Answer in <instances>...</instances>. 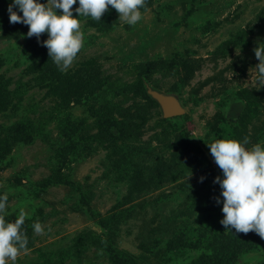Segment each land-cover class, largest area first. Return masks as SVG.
<instances>
[{
    "label": "rangeland",
    "instance_id": "1",
    "mask_svg": "<svg viewBox=\"0 0 264 264\" xmlns=\"http://www.w3.org/2000/svg\"><path fill=\"white\" fill-rule=\"evenodd\" d=\"M140 10L135 25L111 6L102 27L79 17L83 44L61 74L80 97L39 78L26 35L0 30V75L21 98L0 113V193L5 219L25 209L28 237L7 264H264V238L220 223L222 170L207 145L264 144L253 51L264 0H145ZM158 97L181 113L168 116Z\"/></svg>",
    "mask_w": 264,
    "mask_h": 264
},
{
    "label": "clouds",
    "instance_id": "2",
    "mask_svg": "<svg viewBox=\"0 0 264 264\" xmlns=\"http://www.w3.org/2000/svg\"><path fill=\"white\" fill-rule=\"evenodd\" d=\"M145 0H9L6 11L9 23L22 22L28 25L26 35H36L38 42L47 47L48 55L61 71L73 62L83 44L80 30L81 15L100 20L111 6L118 19L135 25L141 19V7ZM73 5H76L73 8ZM60 10V11H58ZM22 13V14H18ZM73 12L78 15H73ZM47 38L40 40L41 33ZM258 63L255 76L264 85V43L253 49ZM222 175L214 177L220 185L217 204L222 203L224 214L220 223L237 232L250 230L264 238V144L248 145V138H215L207 143ZM201 176L200 180L203 181ZM7 193H0V264L15 261L20 250H26L28 237L22 227L27 213L24 208L14 220L5 219ZM33 231L42 233L39 220L33 222Z\"/></svg>",
    "mask_w": 264,
    "mask_h": 264
},
{
    "label": "trees",
    "instance_id": "3",
    "mask_svg": "<svg viewBox=\"0 0 264 264\" xmlns=\"http://www.w3.org/2000/svg\"><path fill=\"white\" fill-rule=\"evenodd\" d=\"M43 1V0H42ZM151 1V0H149ZM9 0H0V30L4 37L7 39H18L19 37L26 35L28 25L22 22L9 23V14L6 11ZM76 6H73L75 8ZM18 14H22L19 13ZM104 14H102L103 16ZM112 20V19H111ZM93 25L102 27L98 20H93ZM104 23H109L107 20H104ZM27 36V35H26ZM28 37L27 41V49L28 51L33 52V56L38 58V69H42L43 71L37 72L39 73V78L43 81H51L49 82L51 85L57 82L56 88H61L64 94L68 96H79L80 97V88L76 82H71V77L67 80L65 74H61V70L58 66L52 61L51 57L48 55L47 47L42 43L38 42L37 36L34 34L31 37ZM47 38V33L40 34V40ZM35 71V70H34ZM10 85V79H4L2 75H0V113L6 112L7 108L11 107V110L14 109L15 106L18 107V103L21 98H18L16 95V91H10L8 86ZM64 89L67 91L65 92ZM16 99V104H12ZM18 135V134H17ZM8 141L4 138H0V159L4 157V151H7L6 143ZM176 144H179L178 139L176 140ZM184 149V148H183ZM182 149V150H183ZM189 147L185 146V150H188ZM254 232V231H253ZM195 264H211L210 262H196ZM220 264V263H219Z\"/></svg>",
    "mask_w": 264,
    "mask_h": 264
},
{
    "label": "water",
    "instance_id": "4",
    "mask_svg": "<svg viewBox=\"0 0 264 264\" xmlns=\"http://www.w3.org/2000/svg\"><path fill=\"white\" fill-rule=\"evenodd\" d=\"M158 98L162 102L168 116H173L181 113L180 110H178V108L171 101L163 97Z\"/></svg>",
    "mask_w": 264,
    "mask_h": 264
}]
</instances>
